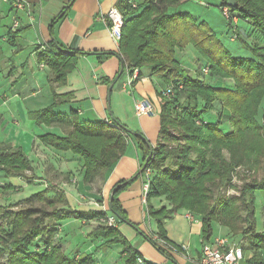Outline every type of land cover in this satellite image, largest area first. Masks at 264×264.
I'll use <instances>...</instances> for the list:
<instances>
[{
  "label": "trees",
  "instance_id": "16d2710c",
  "mask_svg": "<svg viewBox=\"0 0 264 264\" xmlns=\"http://www.w3.org/2000/svg\"><path fill=\"white\" fill-rule=\"evenodd\" d=\"M188 1L191 0H139L136 10L121 0L116 4L124 20L116 54L122 71L131 75L136 69L138 79L148 76L159 81L156 95L160 128L153 146L141 134L116 122L81 123L74 110L67 114L56 112L62 105L56 94L51 105L28 113V117L36 125L65 129L62 136L46 133L38 139L55 151L78 156L83 162L84 184L104 176L124 156L128 140L135 142L141 153L138 175L150 171L145 216L157 223L156 232L144 238L164 257L168 258L169 253L157 241L178 249L167 240L162 221L183 210L199 218L203 243L209 242L213 223H217L229 235L248 241L253 254L247 264H264V229L257 231L254 219V194L264 190V107L260 123L257 121L264 98V0H235V6H228L227 0L214 3L221 14L227 8L228 19L222 15L226 35L231 42H241L250 53L248 58L233 56L205 22L178 11ZM238 21L248 24L258 42L248 44L236 33ZM19 33L8 30L6 42L16 48ZM188 46L204 62L197 78L176 58V52ZM40 49H35L36 61L48 69V81L57 87L65 84L77 59L86 55L68 50L55 40ZM92 55L105 59L115 54ZM204 77L232 83L212 86ZM167 89L170 94L166 96ZM213 111L219 113L218 117L215 114V123L206 118ZM223 122L230 125L227 132L220 128ZM236 174L241 182L238 196L227 198L223 192L232 186ZM0 175L29 182L36 179L31 160L20 148L7 145H0ZM136 177L118 184L105 212L72 209L58 188H45L14 204L0 206V264H96L92 254L75 253L69 258L55 243L58 229L68 220L98 223L88 235L104 241L96 250L119 245L123 264H137L139 254L117 229L119 224L127 223L138 231L118 201V195ZM3 189L18 191L11 186ZM155 199H163L166 204L154 208L151 202ZM109 213L115 226L106 224Z\"/></svg>",
  "mask_w": 264,
  "mask_h": 264
},
{
  "label": "crops",
  "instance_id": "0c3cea01",
  "mask_svg": "<svg viewBox=\"0 0 264 264\" xmlns=\"http://www.w3.org/2000/svg\"><path fill=\"white\" fill-rule=\"evenodd\" d=\"M23 1L24 8L17 11L0 2V19L4 16L10 18L9 26L3 24L0 26L2 29L0 43L6 42L8 30L20 31L15 40L17 54L14 56V61L4 55L0 47V62L13 64L9 71L10 74L6 73L7 83L0 80V90L11 81L17 83L16 85L22 90L15 91L11 99H14V102L17 100V102L27 104L23 110L26 113L25 116L19 112L12 115L14 119H16V115L17 118L21 119V127H18L19 124L15 121L17 125L11 124L9 129L18 137L24 135L26 142L24 148L27 146V152H30V156L34 154V158L41 163L40 177H37L33 171L36 179L31 182L45 183L46 188L48 187L47 183H49L56 189H60L65 193L69 205L74 210L108 211L109 198L118 184L131 180L139 174L141 153L135 146V142L132 139L128 140L124 156L104 176H99L91 183L84 184L82 181V160L70 152L55 151L38 139L46 133L62 136L65 129L56 125H36L31 122V119V121L26 122L27 113L48 107L53 102V94H56L60 96L58 102L62 104L58 105L55 109L56 112L67 114L70 109L74 110L81 123L116 122L131 132L141 134L153 146L157 141L160 128V106L156 95V89L160 87L159 81L143 76L131 87L126 85L127 74L122 71L120 59L116 55L118 45L110 39L107 25L101 20L102 16L110 8L116 6L119 0H73L69 7L67 6L70 0ZM14 20L18 22L16 29L12 27ZM51 40H55L60 46L68 50L86 53L77 59L75 68L67 75L65 84L60 87L49 83L48 69L44 65L38 64L35 57V49L37 47L42 49ZM27 52L29 53L26 54ZM10 53L12 50L5 54ZM94 53H113L115 55L99 59L97 55H92ZM24 54L26 55L25 58L23 57ZM180 58L177 59L181 61ZM142 98L148 99L153 104L155 111L152 115L140 117L135 115L134 103ZM11 113L12 111L10 115ZM0 119L2 121V118ZM32 135L33 137H31ZM27 157L30 159L28 155ZM31 162L33 166V161ZM76 162L78 168L75 167ZM2 178L6 180L5 177ZM65 178H68V182L73 181L74 183L66 185ZM18 179L20 182H29ZM144 180V175H138L118 195V201L128 221L136 225L138 231L127 223L119 224L117 226L118 231L145 263L198 264L203 242L201 223L197 216L192 219L187 218V211H178L172 218L162 221L167 240L178 249L165 245L164 249L169 253L168 258L155 251L153 246L145 240V236L149 237L156 232L157 223L145 216V205L142 202ZM3 185L17 189L13 182L6 183L5 181ZM75 189L84 198L91 201L85 206L77 205ZM12 194H14L13 191H7L4 196L0 195V199L5 200L6 205L11 204V201L15 200V197L11 199ZM17 195L20 196L19 193ZM151 203L154 208L166 204L163 199H155ZM5 204L0 206H6ZM108 215L111 217L110 213ZM81 225H83L82 234L87 238L86 241L92 244L91 248H97L104 243L100 239H90L88 235L94 229H88V226H84L86 225L85 222H80ZM90 225H93L92 221L89 222ZM95 225L97 227L99 224L95 223ZM263 229L264 225L260 231ZM216 235L219 238H229L227 230L220 226L215 228ZM152 238L156 239L155 236ZM60 245L65 248L64 244L61 243ZM118 246H111L103 251L96 250L89 254H92L96 264H118L122 249L116 248ZM242 247L243 260L241 264H247L246 261L252 257L253 253L248 241L242 242Z\"/></svg>",
  "mask_w": 264,
  "mask_h": 264
},
{
  "label": "rangeland",
  "instance_id": "374dc122",
  "mask_svg": "<svg viewBox=\"0 0 264 264\" xmlns=\"http://www.w3.org/2000/svg\"><path fill=\"white\" fill-rule=\"evenodd\" d=\"M202 3L207 4L206 6L202 5ZM215 2H213L212 0H191L188 1L184 4H182L178 11L180 12H186L189 15H191L192 17L196 18L198 21H203L206 23V25L211 29V31L215 34V36L219 39V41L223 44V46L233 55V56H237V57H243V58H248L250 57V53L249 51H247L241 44L240 41H234L231 42L229 40V38L226 35V24H225V20L222 17L221 14V10L214 5ZM4 4V3H3ZM0 21H2L1 24H3L4 26H9L10 25V18H7L6 16L2 17L0 19ZM237 27L238 29H236V33L248 44L253 43V42H258V39H256V33H252L250 30V27L248 26V24L238 21L237 23ZM1 28V27H0ZM3 28V27H2ZM2 32V29H0V34ZM229 35V34H228ZM0 47L1 50L3 52L4 55L8 56V58L13 59L14 61V56L17 54V48L12 47V45L9 42H4V43H0ZM12 50V53L10 54H5L7 51ZM193 48L188 46L186 48V50L181 51L183 53L177 52V58L181 59V63L183 64V66L188 70L189 74L191 76H193V78H197L199 76V72L200 69L202 68V63H204L196 54L195 51H192ZM29 52H27L26 54H28ZM25 54H24V58H25ZM9 62H0V80H3L4 82L7 83L6 81V73L8 72V74H10V69L13 67V64H9ZM7 65V66H6ZM15 66V65H14ZM7 74V75H8ZM208 81L212 86H221L222 83H226V84H230L232 83L231 80H224V79H218V78H214L213 80L209 79V77H204ZM218 81V82H217ZM222 82V83H221ZM17 83H14L11 81V83H9L7 86L2 87L0 90V118H2V121L0 119V145H7L10 146L12 148H20L24 154L30 157L31 161H33V171H35V174L37 177H40V168L41 163L36 160L34 158V154H32L30 156V152H27V146L24 148V146L26 145V142L24 140V135L21 136H17L14 132L10 131V126L11 124H16L15 121L19 124L18 127H21V119L17 118V115L15 116L16 119H14L12 117L13 114H16L17 112L22 113V115H26V113L23 112V110L25 109V106L27 105L26 103H22V102H14V99H11L13 93L15 91H20L22 90L21 88H19L17 85ZM31 100V99H29ZM28 100V101H29ZM6 102V103H5ZM22 106V107H21ZM264 107V98L261 102V106L258 110V116H257V121L260 123V119H261V110ZM216 109H219V106L216 107ZM12 111L11 115L10 112ZM217 112V111H216ZM215 111H213L211 114H209L206 118L208 119L209 122L211 123H215L216 122V118H215V114L218 117L219 113H216ZM25 119V118H24ZM223 120V119H222ZM25 121H31L30 118H28V113H27V118L25 119ZM33 124L34 122L31 121ZM17 125V124H16ZM221 129H223L224 132H227L230 129V125L226 122V123H222ZM33 137V135L31 136ZM77 158H79L78 156H76ZM80 159V158H79ZM81 160V159H80ZM75 167L78 168V163H75ZM243 170V169H242ZM237 172V171H236ZM30 174H25V176H29ZM9 180V181H8ZM8 183V182H13L16 187L17 190L16 192H14V194H12L11 199H13V197H15L14 201H11V203H16V201L18 199H23V198H27L30 195L34 194V193H38V192H44L45 188H46V184L45 183H35V182H20V180L15 177V178H6V180L4 178H2V176H0V195L4 196L6 191L3 189V183ZM64 181L68 184H73V181H69L68 182V178H65ZM48 187L47 188H55V186L49 185V183H47ZM65 185V187H66ZM230 187L226 188L225 191L223 192L225 194V196L227 198H232V197H237L238 196V192L237 189L238 187L241 185V182L239 181L238 178V174H236L233 177V180L231 182ZM76 191V204L79 206H85L86 204H88V202H90L91 200L84 198L77 189H75ZM19 193V197L18 194ZM50 194V193H49ZM95 203V201H94ZM5 204V200L0 199V205H4ZM6 205V204H5ZM254 219H255V228L257 231H260L264 225V190L263 191H257L254 194ZM69 222V223H68ZM96 222L92 221L93 225L89 226V223H86V225L84 226H88V229H94L96 228L95 225ZM100 224H104L103 221L100 222ZM216 226L218 227L219 225L217 223H213V230L214 232H212V236H211V241H213L215 238H217V235L215 236V228ZM6 228V227H4ZM82 228L83 225L80 226V221L78 220H68L65 221L62 224V227L60 230V238L57 239V244H64L65 248H63V252L64 255L72 258V256L75 253L78 254H89V253H93L94 251H96V248L93 247L91 248L92 244L89 241H86V237L83 236L82 234ZM7 230V229H6ZM229 239L231 240V243H237V242H245V240H240L239 237H237L236 235H228ZM65 238V240H64ZM56 240V239H55ZM54 240V241H55ZM64 240V241H63ZM54 243V244H55ZM116 248H121V247H116ZM122 250V249H121ZM156 251V250H155ZM118 264H123L122 260L120 259V254H119V259H118Z\"/></svg>",
  "mask_w": 264,
  "mask_h": 264
},
{
  "label": "built area",
  "instance_id": "2783aa9c",
  "mask_svg": "<svg viewBox=\"0 0 264 264\" xmlns=\"http://www.w3.org/2000/svg\"><path fill=\"white\" fill-rule=\"evenodd\" d=\"M0 2L11 6L16 11L22 10L24 8L23 0H0ZM121 2L131 10H136L139 6V0H121ZM222 15L224 18L228 19L229 13L227 8L222 9ZM101 20L107 25V30L110 39L118 45V42L121 38V31L124 23L122 12L116 6H113L104 14V16H102ZM233 21H235V19ZM12 27L13 29H16L18 27V22L16 20L13 21ZM125 72L127 74L126 85L131 87L138 80V70L134 69L131 75H129L127 70ZM207 72V69H203L204 74H207ZM169 94L170 89H167L164 95L167 96ZM154 111V106L148 99L142 98L136 100L134 103V113L137 117L152 115ZM105 123L107 125H112L111 121H106ZM149 176L150 171L146 170L144 173V177L146 180L144 181L142 186V202L144 205L145 196L148 189L147 180ZM186 217L192 219L194 216L188 213ZM106 224L108 226H115L114 217H109L106 220ZM60 230L62 229H58L59 238ZM228 239L217 237L213 241L210 240L207 243L202 242L198 264H241V261L243 260L241 242L231 243V240ZM157 242L160 246L165 247L164 242ZM136 262L137 264H144L143 260L140 258H137Z\"/></svg>",
  "mask_w": 264,
  "mask_h": 264
},
{
  "label": "water",
  "instance_id": "95a60500",
  "mask_svg": "<svg viewBox=\"0 0 264 264\" xmlns=\"http://www.w3.org/2000/svg\"><path fill=\"white\" fill-rule=\"evenodd\" d=\"M227 5L228 6H235L236 5V1L235 0H227ZM122 69V67H121ZM114 191V190H113ZM111 200V196L109 198V201ZM110 203V202H109Z\"/></svg>",
  "mask_w": 264,
  "mask_h": 264
}]
</instances>
